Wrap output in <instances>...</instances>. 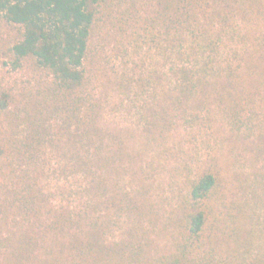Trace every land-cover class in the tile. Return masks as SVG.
Wrapping results in <instances>:
<instances>
[{
    "label": "trees",
    "instance_id": "1",
    "mask_svg": "<svg viewBox=\"0 0 264 264\" xmlns=\"http://www.w3.org/2000/svg\"><path fill=\"white\" fill-rule=\"evenodd\" d=\"M262 20L264 0H0V264H264L261 172L235 197L198 170L164 203L134 152L211 103L232 133L264 131V46L240 33ZM107 40L134 52L109 75L124 128L97 90Z\"/></svg>",
    "mask_w": 264,
    "mask_h": 264
},
{
    "label": "rangeland",
    "instance_id": "2",
    "mask_svg": "<svg viewBox=\"0 0 264 264\" xmlns=\"http://www.w3.org/2000/svg\"><path fill=\"white\" fill-rule=\"evenodd\" d=\"M240 33L250 34L264 46V20L252 25H242ZM227 42L230 43V40L227 39ZM117 45L113 40H107L104 48L97 54L95 60L101 72L96 84L98 92L107 100L106 120L114 126L124 128L132 123L134 116L120 106L118 93L114 91L109 75L113 71L130 72L131 65L134 64V52L130 47L118 51ZM3 59L0 54V80L4 71L8 70V66L2 67ZM258 71L264 76V65ZM254 86L250 85L249 89L257 93V121H263L264 105L260 102L264 87L257 89ZM202 116L205 119L201 121L199 128L190 130V133L178 128L162 146L146 147L140 134L134 133V152L139 155L138 163L146 165L151 172L152 189L164 203L172 201L183 189L185 178L192 177L198 170L209 169L222 173L235 197L241 191L236 179L248 181L257 171L264 176V129L263 132H252L249 136L232 133L225 127L212 103L207 112H202Z\"/></svg>",
    "mask_w": 264,
    "mask_h": 264
}]
</instances>
